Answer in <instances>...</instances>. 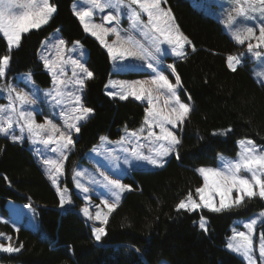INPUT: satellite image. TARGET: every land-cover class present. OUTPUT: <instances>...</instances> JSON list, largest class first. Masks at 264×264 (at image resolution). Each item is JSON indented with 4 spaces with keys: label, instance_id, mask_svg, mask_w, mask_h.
Returning a JSON list of instances; mask_svg holds the SVG:
<instances>
[{
    "label": "trees",
    "instance_id": "1",
    "mask_svg": "<svg viewBox=\"0 0 264 264\" xmlns=\"http://www.w3.org/2000/svg\"><path fill=\"white\" fill-rule=\"evenodd\" d=\"M73 1L51 0L57 5L53 19L23 36L21 46L11 52L7 71L12 77L30 72L37 86L48 88L51 78L38 50L43 39L56 30L68 45L79 41L86 50V66L94 78L87 81L83 101L94 109V115L81 124L61 178V187L69 188L72 203L60 206L55 187L25 143L0 135V209L6 215L7 202L27 204L36 221L33 227L21 224L18 231L0 222V233L10 235L13 246L23 245L18 253L0 252V264H246L225 248L229 226L234 219L264 210V200L246 198L241 207L221 213L204 208L177 212L175 205L202 184L195 168L214 164L218 153L234 154L237 140L249 138L264 148V84L252 77L251 60L244 58L236 71L230 70L226 57L238 55L241 47L220 23L189 0H166L177 25L192 41L184 59L168 58L181 77V96L193 107L178 132L180 158L173 154L166 166L133 171L124 179L132 191L123 194L106 225L107 235L97 242L92 229L99 223L80 212L83 200L74 186L73 167L84 163L87 151L101 136L115 139L125 128L137 129L145 105L105 93L111 72L109 57L83 31L72 13ZM7 54L6 42L0 38V56ZM201 217L207 221V231L199 227ZM257 232L264 233V221L257 225Z\"/></svg>",
    "mask_w": 264,
    "mask_h": 264
},
{
    "label": "snow or ice",
    "instance_id": "2",
    "mask_svg": "<svg viewBox=\"0 0 264 264\" xmlns=\"http://www.w3.org/2000/svg\"><path fill=\"white\" fill-rule=\"evenodd\" d=\"M82 2L87 6L77 8L74 5L73 15L83 31L106 50L113 68L125 73L148 72V78L144 80H110L105 86L106 89H112L106 94L113 99L118 97L127 100L131 97L146 102L141 125L134 130L125 128L124 134L116 141L109 140L107 136L99 138V144L91 150L95 155L88 157L99 166L95 172H89L79 165L73 167L74 186L85 201L80 211L87 219L99 223L98 227H93L92 234L95 241L100 242L107 235L106 225L120 206L123 194L132 191L131 185L122 182L126 173L111 161L123 158L125 164L135 161V168H162L166 166L170 155L175 154L177 159L180 158L182 137L177 133L183 130L193 107L179 95L182 81L175 64L168 63L165 66L164 60L169 50L176 59H184L186 46L192 45V41L177 25L171 9L162 6L166 0ZM226 3L230 5L226 10V27L231 30V38L239 45L247 42V53L254 57L264 56L258 50L264 49V0H226ZM105 9L114 10V14L109 11L102 17V23H95L94 11L103 12ZM56 12L57 5L51 0H0V38L6 42L9 53L0 56V81L7 79L11 52L21 46L23 36L48 25ZM124 15L129 22L126 29L120 26ZM247 21L255 22L254 26H248ZM192 51H195L194 46ZM86 55L79 41H74L72 47H68V42L62 38L50 44L46 42L40 59L51 78L50 88L41 90L30 72L13 78L23 84V88H19L12 80L0 82V93H6L8 100L7 104L0 105V135L13 142L23 143L27 139L33 146H42L36 147L35 151L41 156L45 174L55 187L61 207L72 203L69 188L66 185L61 187L66 161L75 150L81 124L94 115V109L86 107L83 101L87 81L94 78V73L86 66ZM244 55H227V67L236 71ZM166 72L175 77L174 83ZM41 92L53 118L45 116L43 122H38L35 114H40L42 109L33 106L37 105ZM188 99L190 101L191 97ZM57 118L61 123L55 122ZM16 130H19L20 135L15 134ZM230 131L231 128L227 130ZM238 145L240 151L237 158L223 157L221 154L217 157L220 166H201L196 169L203 183L175 205L177 212L204 208L221 213L241 207L246 198L251 200L259 197L264 200V148L249 138L239 140ZM97 156H103L108 163L97 159ZM92 195L100 199L99 204H92ZM194 196L198 197V201ZM90 207H95L94 215ZM260 215L264 217V212ZM257 223L255 218L242 222L246 231H238L234 227L226 245L247 264H256L253 236ZM206 224V219L201 217L200 229L207 231ZM0 238L8 241L7 244L0 243V252L14 254L21 251L23 245L13 246L10 235L0 233ZM260 240L259 258L264 264V233H261Z\"/></svg>",
    "mask_w": 264,
    "mask_h": 264
},
{
    "label": "rangeland",
    "instance_id": "3",
    "mask_svg": "<svg viewBox=\"0 0 264 264\" xmlns=\"http://www.w3.org/2000/svg\"><path fill=\"white\" fill-rule=\"evenodd\" d=\"M189 2L194 7L198 8V9H201L204 13H206L207 15H210L216 21H218L220 23L223 31L231 38V30L226 27V10L230 7V5L228 3H226V0H189ZM74 5L77 8L87 6V4L85 2H82V0H74L72 2V5H71L72 13H73V7H74ZM162 6L165 7V8H168V6H167L166 3L162 4ZM109 11H112L113 14H114V10L105 9L103 12H101L100 10H95L94 11V16H93L94 22L95 23H102L103 22L102 21V17L104 15H107L109 13ZM125 13H126V10H125ZM144 19H146V17H144ZM246 23H247L248 26H254V23L255 22H253V21H247ZM105 26H109V25L106 24ZM120 26L122 28H125V29L128 28L129 22L127 20L126 15H124V16L121 17V24H120ZM257 32H258V29H257ZM111 38H114V37H110V39ZM137 38L138 39H143L142 37H139V36H137ZM57 39H61V36H60L58 30L53 31L52 33L49 34L48 37H46V38L43 39V41L40 44L39 50H38V58H39L40 61H41L40 55H41V53L43 51H45L46 42L50 44V43H53ZM72 44L68 45V47H72ZM237 45L241 47L239 49V51H238V55L241 54V53H244L245 54L244 55V58H247L248 60L249 59L251 60L250 68H251V75H252V77L258 83L264 84V56H262L261 58H256L252 54L247 53V42L244 45H239V44H237ZM164 47L167 48V46H164ZM187 47L188 46H186V49H187ZM83 49H84V47H83ZM258 50L261 51L262 53H264V49H258ZM78 56H79V53L76 54V57H78ZM168 58H175V57H173L170 54V50H169V54L167 55L166 59L164 60V65L165 66L168 63H170V61H169ZM109 61H110V69H111V72H110V75L108 77V80H107L106 85L109 84V81L110 80H115V81L128 80V81H130V80H144V79H147L148 78V72L147 71L144 72V73H138V74L137 73H134L135 75H132V76H130L129 73L117 72L113 68V65H112V62H111L110 59H109ZM42 65H43V62H42ZM20 74H25V73H20ZM20 74H17L14 77H16V76H18ZM166 74L169 75L170 80H172V82L174 83L175 82V77L174 76H171L170 73H167L166 72ZM68 75L69 76L71 75V69L70 68L68 69ZM14 77L7 76V79L5 81H0V82L6 83L8 80H12V82L13 83H16L19 88L25 87L23 84H20L16 80H13ZM50 87H51V83H50V86L48 88H50ZM39 88L41 90L48 89V88H41V87H39ZM104 90H105V93H106L108 90H112V89L111 88L106 89V87H105ZM179 95L181 96V89L179 90ZM40 96H41V98L38 100L37 105L36 106H33V108L42 109V112L40 114H35V112H34V114H35V118L37 119L38 122H43L45 116H48L49 118H53V117L51 115V109L47 106L46 100L43 98V92H41ZM117 99H119V98L117 97ZM129 99L135 100L134 98H131V97ZM181 99L184 102H187L185 99H183L182 96H181ZM7 103H8V100H7L6 93H0V105L7 104ZM142 103L145 105V107H147L146 102H142ZM28 110H33V109H28ZM55 122L58 123V124L61 123V121L58 118L55 119ZM154 131H158V129H154ZM15 134L16 135H20L19 130H16ZM123 134H124V132L122 133V135ZM118 139H119V137L118 138H115V139H110L109 138V140H111V141H116ZM242 139H245V138H242ZM239 140H241V139H239ZM239 140H237V143H236L237 150H236V152L234 154L218 153L217 154V157L222 154L223 157H228V158H232V159L237 158V154L240 151V147L238 145V141ZM99 142L100 141L98 140V142L96 144H94V145L99 144ZM18 143H20V142H18ZM23 143H25L31 149V151H32L33 155L35 156L36 160L38 161V163L40 164V166L42 167V169L45 172L44 166L41 163V156L37 155L36 154V151H35V148L36 147H42V146H39V145L33 146L27 139H25ZM93 146H92V148H93ZM258 146H260L262 148L261 145H258ZM92 148H90L87 151L86 156L84 158V163H81V165H80V168L87 169V170H89V172H95V170L99 167L95 163V160L88 158L90 155H95V154L91 153ZM145 152L147 153V149H145ZM122 155L123 154H121V156ZM172 155H170V157ZM217 157H216V162L214 164H212V165H202V166H211V167H218V166H220ZM96 158L97 159H100L102 162L108 163V161H106L103 156H97ZM111 163L114 164V165H118L119 169L122 170V171H124L126 173L124 175L123 179H122V182L125 183V184H129V183L127 181H125L124 179L126 177H130L132 175V172L133 171L157 169V168H154L152 166H144V167H141V168H135L134 167V165L136 163L135 161H133L132 164H125L123 158H121L120 160H113V161H111ZM199 167H201V166H197L195 168V171ZM247 175L250 176V174H247ZM96 178L99 179V176L97 175ZM113 178H116V177H113ZM201 179H202V177H201ZM82 182H86V181H82ZM202 183H203V180H202ZM77 193L82 198V200H83V205L82 206H84L85 201L83 199V195L80 194L78 192V190H77ZM194 199H196L198 201V197L194 196ZM91 201H92V204L93 205L100 203V199L96 195H92L91 196ZM25 205H27V204H17V203H13V202H7L5 204V208H6L7 214L4 215V213H2V210L0 209V222L5 223L4 221L7 220L8 221L7 223L9 225H11L12 228H15V229L18 228V226H20L21 224L22 225H26V226H30V227L35 226V222L36 221H35V217H34L32 211H31V207H25ZM79 209H81V208H79ZM199 209H196V210H199ZM90 211L94 215L95 214V211H96L95 207H90ZM262 212H264V210L256 211V212L252 213L250 216L245 217V218H237V219H234L232 221V223L230 224V226H229V233H228V235L226 237L225 248L228 249L226 247V245L229 242V237L232 235V232H233V228L234 227L238 231H240V230L246 231V229L243 228L242 222H248L250 219H253V218H255V219L258 220V223H257V225H258L260 222L264 221V217H262L260 215V213H262ZM198 222L200 223V219H199ZM257 225L255 227V232H254V236H253V246H254L253 255H254L255 259H256V264H262V262L260 261V258H259V245L261 243V240H260V236L261 235L257 232ZM4 241H5V242H3L4 244H7L8 243V241L6 239H4ZM0 243H2L1 242V238H0ZM229 251H231L232 253H234L236 256H238L240 259H242L247 264V262L239 254L233 252L232 250H229Z\"/></svg>",
    "mask_w": 264,
    "mask_h": 264
}]
</instances>
